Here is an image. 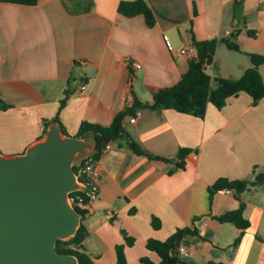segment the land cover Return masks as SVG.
<instances>
[{"label": "crops", "instance_id": "obj_1", "mask_svg": "<svg viewBox=\"0 0 264 264\" xmlns=\"http://www.w3.org/2000/svg\"><path fill=\"white\" fill-rule=\"evenodd\" d=\"M79 1V9L75 0L0 1V99L10 105L0 110L1 154L24 152L43 135L44 120L55 116L74 135L82 121L108 125L133 98L151 101L187 70L188 58L167 46L218 40L237 22L235 0H143L154 14L152 27L142 15L118 13L121 1L135 0ZM241 1L238 49L217 42L207 67L212 78L238 79L252 66L251 55L264 56V0ZM258 71L264 82V62ZM123 127L146 153L171 162L137 155L124 140L99 157L98 197L81 220L87 231L82 251L94 264H115L118 245L127 264H142L144 256L157 263L146 241L192 226L197 235L183 242L192 250L190 262L264 264V182L239 200L224 192L228 188L211 191L219 179L253 181L264 172V101L252 104L240 92L221 109L208 104L202 118L144 108ZM182 149L188 152L180 158ZM240 201L248 226L235 244L240 230L215 217Z\"/></svg>", "mask_w": 264, "mask_h": 264}, {"label": "trees", "instance_id": "obj_2", "mask_svg": "<svg viewBox=\"0 0 264 264\" xmlns=\"http://www.w3.org/2000/svg\"><path fill=\"white\" fill-rule=\"evenodd\" d=\"M0 1L21 5H36L37 3V0ZM74 4L75 8H81L82 3L79 0H75ZM241 10L242 1L235 0L234 17L237 20L236 27L218 40L210 39L197 41L194 38L192 39L194 55L188 58L187 70L176 84L157 90L151 101H139L136 98H133L132 104L117 112L108 125L82 121L79 125L78 131L73 136L81 138L87 136L93 137L96 146V152L93 154L94 157H99L101 155V150L106 144H112L119 140H124L128 148L137 155H144L149 159L171 162V159L149 155L134 140H132L123 127L125 118L132 115L136 109L157 107L160 109H172L177 112L202 118L208 104L213 105L217 109H221L229 97L236 96L240 92L249 95L252 104L264 101V82L258 71L259 64L264 62V56L251 55L252 66L247 68L243 75L238 79L212 78L207 70V67L213 61L215 47L218 41L223 42L231 49H238L236 43V38L240 31L238 26L245 25V17L240 14ZM117 11L126 17L142 15L148 27H152L155 23V17L152 10L143 0L121 1L117 6ZM248 33L250 36H254L253 31H248ZM212 81L216 82L215 87H212ZM66 96L61 100L60 107L64 105ZM9 107L10 105L4 103L0 99V110H6ZM51 122L58 123L62 132L68 135L63 130L57 116L49 120H44V130ZM187 152V149H182L178 157L183 158ZM182 167V162L176 165V168ZM73 169L74 171L77 170L76 167H73ZM262 182H264V172L256 174L253 181L219 179L212 186L211 191L228 188L233 191L234 196L239 200L240 196L245 191L261 184ZM75 209L82 215V219H84V215L88 212L87 208L75 206ZM242 211L243 203L240 201L237 209L226 212L219 217H215L218 221L232 223L240 230L239 235L235 239V244L238 243L244 230L248 226V221L243 217ZM153 225L154 227L157 226V222L153 221ZM86 234L87 231L81 222L72 237L66 240L56 241L55 246L57 252L74 255L78 260V264H94L89 256L82 251V242ZM188 235H197L194 226L178 228L164 241L152 238L148 239L145 243V248L157 255L158 262L153 263L147 256L141 257L140 262L142 264H194L188 259L181 257L178 253V247L183 244ZM126 243L130 244L129 239L127 238ZM115 252V264H127L124 249L121 245L115 247ZM203 264L224 263L210 260Z\"/></svg>", "mask_w": 264, "mask_h": 264}, {"label": "water", "instance_id": "obj_3", "mask_svg": "<svg viewBox=\"0 0 264 264\" xmlns=\"http://www.w3.org/2000/svg\"><path fill=\"white\" fill-rule=\"evenodd\" d=\"M95 152L93 137L66 135L51 122L24 152L0 153V264H78L55 243L81 223L69 201L83 190L73 167Z\"/></svg>", "mask_w": 264, "mask_h": 264}, {"label": "built area", "instance_id": "obj_4", "mask_svg": "<svg viewBox=\"0 0 264 264\" xmlns=\"http://www.w3.org/2000/svg\"><path fill=\"white\" fill-rule=\"evenodd\" d=\"M228 34V33H227ZM167 49L170 53L181 54L187 58L194 55L193 47H178L173 48L167 46ZM135 68H139V64L133 65ZM86 85L82 84L80 87V92L85 91ZM140 115V109H136L132 115L128 117V122L134 124L137 118ZM111 144H106L105 147L101 150V155L107 151H110ZM100 155V156H101ZM99 156V157H100ZM99 157H94V155L87 156L83 158L80 164L76 167L75 171L77 179L83 186V190H76L69 193V201L75 207H84L87 208L93 201L98 197V176H99ZM224 192L232 193L231 189H225ZM178 253L181 257L189 259L192 256V250L186 247V245L181 244L178 247Z\"/></svg>", "mask_w": 264, "mask_h": 264}]
</instances>
